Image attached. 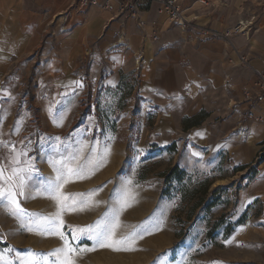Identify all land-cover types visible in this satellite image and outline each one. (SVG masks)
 Returning a JSON list of instances; mask_svg holds the SVG:
<instances>
[{
	"label": "rangeland",
	"instance_id": "rangeland-1",
	"mask_svg": "<svg viewBox=\"0 0 264 264\" xmlns=\"http://www.w3.org/2000/svg\"><path fill=\"white\" fill-rule=\"evenodd\" d=\"M76 20L72 11L64 30L72 29ZM239 34L245 37L244 33ZM48 37L42 39L41 46L35 51L36 57L35 54L27 55L17 63L15 67L20 69L21 75L7 79L10 93L5 97L13 114L10 115L7 139L2 145L27 150L33 168L38 171L34 182L41 189L56 177L55 169L62 165L82 169L79 174L87 179L89 187L74 189L73 194H83H72V204L69 203L71 198L68 200L75 210L65 208L59 217L63 221L60 230L74 247H92L94 241L83 236L80 229L94 227L106 213L111 216L119 211L116 238L144 227L150 232L144 235L141 231L143 238L136 239L133 250L96 247L94 251L75 257L76 264L214 262L216 248L221 247L219 241L223 239L225 223L211 235L207 232L214 222H220V218L227 222L238 189L250 179L251 166L237 170L227 155L199 159L187 151L188 146L183 141L175 143L174 147L158 142L153 123L161 109L149 105L138 93L133 74L125 69L115 74L111 71V63L103 54L116 48L113 43L105 48H93L98 40L90 43L91 49L80 58L75 70V86L68 92L55 91L52 87L55 82L48 73L55 71L57 61L52 63L49 53L60 48L53 37ZM74 50L78 51V47ZM3 129L6 127L0 125V131ZM105 149H110L106 157ZM102 157L103 164L94 167ZM174 164L185 170L194 183L209 177L211 183L206 199L211 198L212 189L220 186L219 203L208 211L201 206L187 221L186 203L179 202L175 193L163 195L165 184L163 178L157 176ZM84 179L66 174L68 182L61 181V192L68 194L70 184L76 185ZM95 189L102 190L93 192ZM19 200L27 213H40L43 217L55 216L60 210L54 199L56 203L51 211L49 206L42 205V212L28 209L24 205L25 196H20ZM83 213L86 216H82ZM23 222H28L27 216ZM74 235L79 239L73 240ZM62 246L63 241L58 236L42 235L22 227L21 222L0 204L2 264H23L29 252L37 254L36 264H44L40 256Z\"/></svg>",
	"mask_w": 264,
	"mask_h": 264
},
{
	"label": "crops",
	"instance_id": "crops-1",
	"mask_svg": "<svg viewBox=\"0 0 264 264\" xmlns=\"http://www.w3.org/2000/svg\"><path fill=\"white\" fill-rule=\"evenodd\" d=\"M71 4V0H0V125L6 127L0 131V166L8 169L5 175H9L15 156L19 164L11 167L28 173L24 205L42 212V205L51 211L56 202L34 182L38 171L27 150L2 145L13 114L5 97L10 93L7 79L21 75L17 63L35 54L49 35L60 52L49 53L57 67L48 76L55 82V91L68 92L77 82L75 70L91 49L89 44L98 40L93 48H105L113 43L116 48L103 54L111 71L115 74L125 69L133 74L138 93L149 105L161 109L153 123L158 142L183 141L187 151L199 159L227 155L235 167L255 168V175L238 189L236 203L226 218L229 223L241 216L244 220L219 241L221 247L216 248L211 264H264V101L255 116L245 120L244 134L237 132L239 112L230 106L241 99L255 74L264 71V0H210L206 6L183 0L185 17L191 23L180 33L167 29L169 21L160 11V0L141 1V24L124 16L109 20L111 12L95 7L80 12L70 8ZM72 11L77 20L72 29L64 30ZM252 15L256 16V30L248 39L242 34L225 38L229 28L240 20L247 23ZM241 57L247 58V63L242 64ZM201 113L204 117L199 124H188V118ZM87 187V179L70 184L69 203H73L74 189Z\"/></svg>",
	"mask_w": 264,
	"mask_h": 264
},
{
	"label": "snow or ice",
	"instance_id": "snow-or-ice-1",
	"mask_svg": "<svg viewBox=\"0 0 264 264\" xmlns=\"http://www.w3.org/2000/svg\"><path fill=\"white\" fill-rule=\"evenodd\" d=\"M110 153V149H105L104 156L106 157ZM198 155V154H197ZM104 162V157L98 162L94 167L102 165ZM12 164H19V161L15 156L12 157L11 163L9 165L10 174L5 175L6 169L4 166H0V204L5 206L8 214L15 217L21 222V226L26 228L28 231H38L42 235H55L58 236L63 241V246L52 250L47 254L40 256L44 264H76L75 257L84 252L94 251L96 247L104 248L108 247L114 251H128L133 250L136 239H142L141 231L144 235L150 234L147 227L141 229V231L134 230L127 236H121L116 238V229L119 227V211L114 212L111 216L107 213L102 221H97L95 226H88L86 229H80V232L86 238L94 241L92 247H74L65 237V234L60 230L59 226L63 224V221L59 219L60 212L65 208H70V210H75L68 204V200L71 198L70 195L61 192L64 183L68 181L65 180L66 174H74L77 179H84L85 177L79 173L82 171L81 168L71 169L65 168L63 165L60 168H56V177L49 180L45 185H43V190L50 194L51 199L57 201L60 206V210L55 216L43 217L40 213H27L25 209L22 208L18 197L25 196L26 182L29 180V175L26 173L25 169L19 167H11ZM130 183V181H129ZM102 189L92 190L93 192H98ZM73 195H83V194H73ZM96 203H100L97 201ZM130 206V205H126ZM123 210V207L120 209ZM28 217V222L24 223V217ZM33 217H40L38 220H33ZM59 221V223H58ZM73 240L79 239L77 236L72 237ZM231 241H226L230 243ZM37 254L29 252L27 257L24 258L23 264H36ZM2 264V262H0ZM219 264V262H216Z\"/></svg>",
	"mask_w": 264,
	"mask_h": 264
},
{
	"label": "built area",
	"instance_id": "built-area-1",
	"mask_svg": "<svg viewBox=\"0 0 264 264\" xmlns=\"http://www.w3.org/2000/svg\"><path fill=\"white\" fill-rule=\"evenodd\" d=\"M141 1L143 0H71L70 8L78 9L80 12L90 7H95L100 10L108 11L112 13L109 20H114L120 16H124L125 19H132L137 24H141L138 13L140 11ZM151 1V0H150ZM199 2L201 6H206L210 3V0H195ZM227 3V0H222ZM160 11L164 13L166 19L169 21V29L172 32L178 31L179 33L186 29L187 25L191 21L185 17L183 0H160ZM256 16L252 15L250 19L245 23L244 20H240L238 26L229 28L224 34L228 39L233 34L244 33L248 39L256 30ZM241 63H247L248 59L241 57ZM264 101V71L257 72L254 76L251 85L247 86L242 91L240 100H234L230 106L233 110H238L239 115L236 118V130L239 134L245 133L244 123L245 120L253 118L257 106Z\"/></svg>",
	"mask_w": 264,
	"mask_h": 264
},
{
	"label": "trees",
	"instance_id": "trees-1",
	"mask_svg": "<svg viewBox=\"0 0 264 264\" xmlns=\"http://www.w3.org/2000/svg\"><path fill=\"white\" fill-rule=\"evenodd\" d=\"M204 117V114H199L187 119L189 125L199 124ZM175 143H171L169 147H174ZM246 166H238L237 170H242ZM251 168L250 179L255 175L256 170L254 167ZM157 176L163 178L165 188L162 194L165 196H171L173 193L178 195L179 202L186 203V220L189 221L193 218L196 210L201 206L204 207L205 211L210 210L212 207L216 206L220 198L217 196L218 192L221 190L220 186L215 187L211 191V198L206 199L208 189L210 186V179L205 178L197 182H193L190 175L183 169H181L177 164H174L168 170L162 171L157 174ZM174 194V195H175ZM244 220V216H241L236 222L229 223L224 222L220 218V222L216 221L212 224L207 232V235L214 233L221 223H225L223 230V239L227 238L233 231L235 225L240 224Z\"/></svg>",
	"mask_w": 264,
	"mask_h": 264
},
{
	"label": "bare ground",
	"instance_id": "bare-ground-1",
	"mask_svg": "<svg viewBox=\"0 0 264 264\" xmlns=\"http://www.w3.org/2000/svg\"><path fill=\"white\" fill-rule=\"evenodd\" d=\"M199 3V2H198ZM121 42V41H120Z\"/></svg>",
	"mask_w": 264,
	"mask_h": 264
}]
</instances>
